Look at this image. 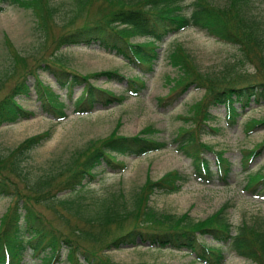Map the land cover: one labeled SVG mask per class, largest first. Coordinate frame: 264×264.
<instances>
[{
  "label": "trees",
  "instance_id": "16d2710c",
  "mask_svg": "<svg viewBox=\"0 0 264 264\" xmlns=\"http://www.w3.org/2000/svg\"><path fill=\"white\" fill-rule=\"evenodd\" d=\"M53 1L0 0V4L8 2L30 10L40 32L37 50L46 43L45 28L51 18L62 21L68 29L90 4H94L96 13L92 18H86L79 26L57 37L53 44L55 51L62 47L98 45L104 51L121 56L126 64L136 66L140 74L124 78L115 71H107L102 75L107 79L126 81L132 96L143 88L142 76L152 72L163 39L187 28L203 31L216 41L235 47L239 62H255L264 71V16L255 12L254 0H190L187 5L185 0H69V8L62 17L57 15L61 6ZM184 10L188 11L183 13ZM135 37H143L144 43H133L131 39ZM30 54L9 52L5 60L0 74V92L6 86V79L13 78V83L0 98V126L13 124L30 114L16 101L17 97L28 95V77L33 79L32 88L42 110L52 112L59 121L64 118V100L57 101L53 97L50 88L39 79L38 70L49 74L55 85L68 95L74 87H81L82 94L72 104L73 111L79 114L92 111L93 103L101 98L105 106L123 100L109 91L92 87L88 82L90 77L65 70L60 56L44 59L40 55L38 61L26 65ZM168 63L177 71V77L171 79V92L159 99L162 104L173 99V90L183 92L189 86L203 89V100L191 105L193 112L188 117H191L192 125L179 127L174 134L175 150L189 159L191 177L195 181L207 184L216 179L225 185L230 164L223 157V151L200 140V136L208 133L206 131L213 133L215 130L209 126L214 117L208 111L223 107L224 119L233 123L238 111L249 108V104L264 105V81L242 86H236L232 81V84H223L225 77L197 70L188 54L177 46L168 54ZM95 92L105 96H96ZM262 124L264 119H259L248 128ZM154 133L148 126L132 137L111 134L36 176H30L23 163L47 132L28 138L6 154H0V198L12 199L6 215L0 220V264H19L26 252L37 258L40 264H56L60 262V250L65 251L67 264H113L104 254L106 260L96 255V251L87 249L96 243L102 245V250L138 244L149 248L169 246L188 251L198 264H221L223 251L229 250L253 264H264L263 219L242 222L233 228L225 213L227 204L202 220H193L187 213H160L149 206L152 195L175 193L188 181V176L176 170L168 171L154 181L146 179L129 200L120 191H113L93 204L91 211H87L80 200L68 197V194L92 184L100 172L123 170L124 164L117 162V157H139L165 148L164 142L152 138ZM263 147L264 140L250 150H242L240 163L245 177L244 188L264 201V173L249 171L250 161ZM206 153L212 156L214 170L205 159ZM2 171L15 177L22 187L18 190ZM38 207L59 221L73 219L80 226L67 228L64 233L52 227L39 213ZM122 222L129 223V227L117 235L110 232L111 227L120 228ZM202 237H208L217 245H205ZM78 244L85 249L80 250Z\"/></svg>",
  "mask_w": 264,
  "mask_h": 264
},
{
  "label": "rangeland",
  "instance_id": "374dc122",
  "mask_svg": "<svg viewBox=\"0 0 264 264\" xmlns=\"http://www.w3.org/2000/svg\"><path fill=\"white\" fill-rule=\"evenodd\" d=\"M185 0L184 4H189ZM58 5V16L67 12L69 0H54ZM255 12L264 16V0H254ZM0 74L6 64L9 52L21 55L30 53L28 61H38V56L47 59L49 56H60L64 60V69L78 75L88 76L92 87L109 91L123 100L119 103L104 105L101 98L93 103L89 113L79 114L73 111V101L82 94L81 87H74L70 95L65 90H60L53 78L45 71L38 70L39 79L46 84L55 96V99L64 100V118L59 121L52 112L42 110L41 102L32 88L33 79L28 77L29 93L26 97H17L16 101L30 113L25 118L13 124L0 126V154H6L22 141L44 135L47 136L35 147L24 160L23 167L30 176L40 175L62 164L72 153L81 152L89 146L98 144L99 141L113 134L120 137L136 136L145 127H152L155 131L152 138L164 142L165 148L139 157L121 158L116 161L124 164L121 171L107 169L100 172L93 183L68 194L69 198L78 199L87 211H91L97 201L113 191H120L126 200L144 183L146 179L157 180L164 173L176 170L188 176V181L181 185L179 190L170 194H154L149 199V206L157 212L181 215L187 213L193 220H202L214 213L220 206L227 204L225 210L228 221L235 228L242 222L253 219L264 221V201L255 197L253 193L244 188V174L241 172V151L250 150L264 140V124L248 128L254 121L264 119V105L249 104V108L238 111L233 123L224 119L223 107H213L208 112L214 119L209 126L215 129L200 136V140L215 150L223 151V157L230 164V172L225 185L216 179L204 184L198 183L191 177V164L189 159L175 150L172 140L179 127L192 125L190 116L193 112L191 105L203 100V89L189 86L185 91L173 90V99L162 104L159 99L171 92V79L177 77V71L168 63V54L177 46L183 49L190 57L195 68L203 73L225 77L223 84L242 86L264 81V71L255 62H239L238 52L235 47L223 44L208 36L205 32L195 28H187L176 34L166 36L161 42L157 52L152 72L142 76L143 88L134 96L128 92L126 81L107 79L103 72L115 71L124 78H132L140 74L136 66L126 64L125 60L114 52H107L98 47L73 46L60 48L55 51L54 41L61 34L71 28L82 24L86 18H92L96 7L90 4L80 18L73 21L67 29L62 21L51 20L47 23L45 32L47 40L43 47L37 50L40 32L36 29L30 10L16 4L3 2L0 4ZM188 11V10H187ZM187 11L184 10L183 13ZM133 43H144L143 37L131 39ZM35 48V49H34ZM13 83V78L6 79L5 88L0 92V98L8 91ZM225 86V85H223ZM96 96L103 95L95 92ZM45 104V101L43 102ZM51 110V109H50ZM184 119V120H183ZM211 170H214V161L210 153L205 154ZM252 159V158H251ZM264 147L260 153L250 161L249 171L252 173L260 170L264 173ZM2 167V164H0ZM19 190L22 185L12 175L2 171ZM22 194V193H21ZM23 196V194H22ZM96 201V202H95ZM12 199L0 198V220L6 215ZM94 204V205H93ZM37 210L52 226L62 232L67 228L79 227L80 224L73 219L66 222L59 221L50 212L38 207ZM129 227V223L122 222L118 229L110 228V232L120 233ZM201 241L209 246L217 244L208 237ZM82 244H78L80 247ZM99 243L88 247L113 264H198L192 254L186 250H175L140 245L134 247H120L102 250ZM61 251L60 262L67 264L65 251ZM103 254L106 258H103ZM58 261V260H57ZM79 261H81L79 259ZM19 264H40L37 258L31 257L26 252ZM221 264H253L248 260L235 255L232 251H223Z\"/></svg>",
  "mask_w": 264,
  "mask_h": 264
}]
</instances>
